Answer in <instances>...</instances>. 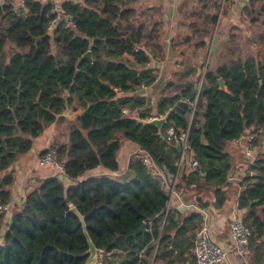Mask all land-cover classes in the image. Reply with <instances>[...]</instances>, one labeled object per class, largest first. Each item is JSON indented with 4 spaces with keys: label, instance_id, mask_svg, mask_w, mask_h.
I'll use <instances>...</instances> for the list:
<instances>
[{
    "label": "trees",
    "instance_id": "trees-1",
    "mask_svg": "<svg viewBox=\"0 0 264 264\" xmlns=\"http://www.w3.org/2000/svg\"><path fill=\"white\" fill-rule=\"evenodd\" d=\"M135 2L61 1L73 14L76 31L60 25L53 32L47 29L50 2L26 0L20 14L11 0L0 3V203L10 201L11 167L20 156L48 127L64 122L67 109L76 111L67 140L51 145L65 174L55 172L32 189L6 230L5 215L0 217V264H86L89 242L79 217L69 212L70 204L87 216V231L105 256L101 264H197L200 212L170 208L167 185L134 155L127 168L135 177L128 182L95 170L121 169L119 153L124 141H130L176 176L175 190L184 200L194 194L201 207L212 202L221 208L228 199L225 179L232 167L226 145L247 129L255 134L259 151L250 166L254 175L241 184L238 206L253 231L248 246L252 260L264 264V31L255 38L252 53L236 43V34L229 35L222 63L208 66L203 77L197 76V66H185L177 73L185 79L181 91H164L151 106L139 91L157 80L147 65L165 57L163 24L148 15L141 19ZM201 3L189 17L192 34L182 43L205 48L218 16L208 11L207 0ZM242 15L251 25L258 23L264 0H250ZM219 78L228 91L220 89ZM171 108L175 110L161 133L138 121L164 116ZM124 109L137 110L138 116L126 115ZM169 127L175 135L167 134ZM187 130L184 153L192 151L199 163L189 173L177 149ZM143 224L146 228L140 230Z\"/></svg>",
    "mask_w": 264,
    "mask_h": 264
},
{
    "label": "crops",
    "instance_id": "crops-1",
    "mask_svg": "<svg viewBox=\"0 0 264 264\" xmlns=\"http://www.w3.org/2000/svg\"><path fill=\"white\" fill-rule=\"evenodd\" d=\"M59 2L64 0H57ZM76 2H81L83 0H72ZM5 2V0H0V3ZM192 5V9L186 15V21L182 22L179 20L180 11L186 8L189 3ZM210 4L209 12L217 13L219 24L220 18L229 19L230 17L233 20L234 13H241L242 9L248 5L250 0H244L241 3H234L232 0H207ZM201 0H136L134 6L138 10V16L141 19H144L147 15L154 17L163 24V34L161 37V43L165 45V57L163 58H152L148 63V67L153 68L154 72L157 73L158 77L156 82L139 91V93L146 97L147 101L151 106H155L159 97L165 91L166 94L172 95L181 91L185 86V79L179 77L177 73L182 72L187 65L197 66V76L202 74L206 68L209 66L214 69L220 63L223 62L225 52V43L228 40V35L225 30L222 32V37H216V34H213V42H208L206 38L207 46L205 48H198L195 46L194 42L191 43H182L183 40H178L183 34H192L191 28L188 26L191 23L189 19L196 10H199L201 7ZM216 4H219V9L216 11ZM230 16V17H229ZM186 23V24H185ZM235 25V24H233ZM237 25V24H236ZM251 25V24H250ZM187 36V37H188ZM253 47H256V44H253ZM189 55V56H187ZM191 56V59L188 57ZM133 60V56H129ZM203 66H200L201 64ZM199 68L202 70V74H199ZM203 77V76H202ZM201 77V78H202ZM173 82L174 85L168 90L166 85ZM65 120L64 122H56L50 127H48L44 133L37 137L34 140L33 148L26 154L21 155L19 160L11 167L14 170L15 180L13 185L10 187L11 198L9 201L10 210L4 216V226L3 230H6L7 223L10 222L14 213L20 211L24 205L26 195L38 186L44 179L55 174V172L49 168L41 167L37 164L38 157L41 153L48 147L53 144L54 141L58 140V130L61 129L64 124H70L74 121L76 117V111L67 109L64 112ZM203 123V117H199ZM67 140V138L65 139ZM138 147L130 142L124 141V144L119 153V162L121 166L122 175L126 174L128 170V162L131 158L133 152ZM226 150L230 155L232 167L229 172L235 174L237 177L229 182L225 183V188L227 189V201L221 207L217 208L211 202L208 207H201L193 194V197L190 198L187 195V200L182 204L179 194L175 190V194L170 196L169 207L177 208L183 213L197 211L198 208H205L210 213V218L213 226L214 234L218 241L223 242L225 246L229 249L232 248V241L230 239V215L235 206L238 205V197L242 190V182L244 178L249 175H254V172L251 171L248 166V158L244 153L243 147L241 144L237 143L235 140H232L227 143ZM259 148H256V157L258 155ZM186 157V173H189L194 168L192 167L193 152L184 153ZM251 166V165H250ZM110 171L105 169H97L95 173H109ZM243 173L245 176L243 180L239 179ZM70 183V182H69ZM204 195V193H202ZM206 195V194H205ZM181 196V194H180ZM182 197V196H181ZM204 199H208L207 195L203 196ZM209 200H211L209 198ZM188 204H191L187 206ZM264 240V238H263ZM229 262L231 264H254L252 260V251L248 248V254L246 256H240L236 254L233 250L230 251ZM162 264V262L158 263ZM224 264H228L227 262Z\"/></svg>",
    "mask_w": 264,
    "mask_h": 264
},
{
    "label": "built area",
    "instance_id": "built-area-1",
    "mask_svg": "<svg viewBox=\"0 0 264 264\" xmlns=\"http://www.w3.org/2000/svg\"><path fill=\"white\" fill-rule=\"evenodd\" d=\"M14 6V9L17 13L23 12L26 6V0H11ZM46 4L50 2L52 4L51 13L52 17L48 22V31L53 32L58 26L63 25L64 28L76 31V23L74 20V16L72 13L65 11L62 6L61 2L57 0H34ZM244 0H232V2L238 4L243 2ZM139 48H135L137 52ZM200 89V86H199ZM116 91L121 94V92L116 88ZM195 106L193 108V112L191 113V120L194 115ZM123 113L126 115H131L133 117H137V110H128L124 109ZM155 116H148L146 120H152ZM167 134L169 136L175 135L174 127H169L167 129ZM188 137H189V130L184 131L180 135V144L183 148V152L188 148ZM255 134L252 133L250 129H247L245 132L240 134L235 141L242 145L245 155L247 156L248 166L255 161L256 159V146L254 144ZM47 152L43 155H40L37 160V164L41 167H46L54 172H58L61 174H65V167L64 163L61 162L58 158V153L55 148L52 146H48ZM137 158H139L142 163L148 168L149 172L152 176L158 178L162 183L166 184L170 196L175 194V183H176V176L170 175L167 169H163L160 167L154 159L142 148H137L133 154ZM199 163L197 160H192V167L197 168ZM114 177H121L123 172L121 169L109 172ZM245 173H243L239 179L243 180ZM237 176L231 172H229L226 176L225 183H229L233 181ZM179 198H181V203L185 201L179 194ZM191 204H188L189 206ZM10 210L9 204L0 203V217L5 215ZM203 217V221L201 227L199 228L195 243H194V254L196 256L197 264H224L229 262L230 258V251L233 250L236 254L240 256H246L248 254V246L251 241V237L253 235L252 229L244 222V211L239 208V206H235L230 215V239L232 241V248L229 249L225 246L223 242L217 240L213 226L210 218V213L205 208H198L197 209ZM167 212L165 213L166 216Z\"/></svg>",
    "mask_w": 264,
    "mask_h": 264
},
{
    "label": "rangeland",
    "instance_id": "rangeland-1",
    "mask_svg": "<svg viewBox=\"0 0 264 264\" xmlns=\"http://www.w3.org/2000/svg\"><path fill=\"white\" fill-rule=\"evenodd\" d=\"M191 9H192L191 3H189L188 6L186 5V8L180 11L181 13L179 15V20L181 19L182 22L184 21L187 22L185 17L188 14V11L190 12ZM233 15L236 16L237 18L234 17L233 20H230L232 19L230 16L229 19H227V16L225 19L220 18L219 24L217 25V29L216 27L214 28L211 36L208 38V42L210 43L213 42L214 40L213 34H216V37L218 38L222 37V32L225 30L228 37L231 34H236V36L238 37L236 43H238V45L242 47L245 52H249V53L254 52V47H253L254 40L260 32L264 31V15L260 17V21L255 25H250L248 19L245 18L241 13H234ZM187 36L188 34H183L182 36H180V38H178V40L184 41V39ZM189 58L191 59V56L188 57V60ZM68 127H69V123L68 124L66 123L61 129L58 130V135L60 134L58 136L59 138L58 141H65L69 131ZM188 195L190 196V198L193 197V194H188ZM102 260H105V256L104 254L101 253L100 255H98L96 264H101Z\"/></svg>",
    "mask_w": 264,
    "mask_h": 264
},
{
    "label": "water",
    "instance_id": "water-1",
    "mask_svg": "<svg viewBox=\"0 0 264 264\" xmlns=\"http://www.w3.org/2000/svg\"><path fill=\"white\" fill-rule=\"evenodd\" d=\"M87 55H90V52L87 53ZM199 74H202V70L200 68H199ZM219 87H220V89H222L224 91H228L226 82L223 78H219ZM196 88L199 89V86L197 85ZM179 103H182V101H179ZM174 110H175V108H171L164 116H161V117L156 116L152 120L138 119V121L141 123H144V124H152V125L157 126L159 128V133H161L163 126L167 123L171 113ZM177 149L179 150V152L182 153L181 163H185L186 157H185V154L183 152V148H182L181 144H179L177 146ZM134 177H135V173L133 171L129 170V171H127L126 174L119 177V181L120 182H128V181L132 180ZM256 201H258V200H256ZM69 212H73L74 214H76L79 217L81 223L83 224L84 232H85V235H86L88 242H89V250L88 251H89L90 255L88 257L86 264H96L97 259H98V255H100L102 253V250L99 249L95 245V243L93 242V240L91 239V237L87 231V226H86V222H85V219L87 216L82 214L74 204H70ZM145 228H146V224H143L141 226L140 230H145Z\"/></svg>",
    "mask_w": 264,
    "mask_h": 264
}]
</instances>
